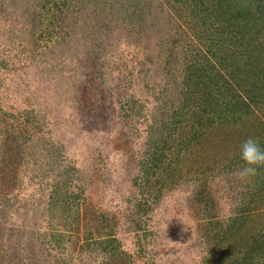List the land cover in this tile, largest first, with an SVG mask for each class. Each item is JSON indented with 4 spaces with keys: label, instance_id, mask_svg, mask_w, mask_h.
Listing matches in <instances>:
<instances>
[{
    "label": "rangeland",
    "instance_id": "rangeland-1",
    "mask_svg": "<svg viewBox=\"0 0 264 264\" xmlns=\"http://www.w3.org/2000/svg\"><path fill=\"white\" fill-rule=\"evenodd\" d=\"M151 1L149 15H156L159 9L163 19L171 14L167 0ZM93 6V2L72 0L70 8L57 15L53 2L0 0V107L5 113L24 115L20 121L6 118V124L0 115V129L8 124L6 129L14 132L11 127L23 126L25 114L32 112L48 138V154L59 152L61 161L57 162L62 168H76L75 185L68 190L79 193L83 188L80 203L117 217L115 234L137 264H205L202 219L196 216L194 197L201 169L213 167L214 173L206 178L218 222L226 226L240 209L250 208L247 224L254 228L252 233L257 232L255 226L264 227V198L259 201L255 195L250 204L257 190V173L241 177L237 173L243 165L230 163L240 144L252 137L257 127L255 123L245 127L238 124L235 129L230 127L208 137L201 151L181 164L184 181L165 190L146 217L136 215L133 205L141 192L133 178L145 159L144 142L154 120L160 126L168 116L160 111L136 126L122 102L133 94L150 109L157 105L154 94H159L163 86L154 90L152 85L171 80L163 70V55L156 56L161 52L157 47L161 41L167 47L182 38L180 44L187 29L174 26V31L162 34L161 41L154 28L115 25L107 29L96 23L103 12H92ZM150 36L152 41H148ZM150 43L155 51L148 47ZM175 50L179 53L178 47ZM177 91L169 85L170 97L175 98ZM255 111L264 122V107ZM174 138L175 147L181 137L177 134ZM38 144L42 143L32 140L28 146ZM27 150L19 182L9 196L11 209L0 205V264H62L67 255L72 257L70 264H98L93 261L95 255L81 257L72 251L74 239L65 241L63 251L49 250L44 244L48 236L31 235L38 228L46 232L50 227L49 217L43 213L46 203L41 188L57 169L52 171L56 163L50 157L39 159L46 153L33 149L34 158H29ZM5 187L0 182V203L7 198ZM138 220L143 227L137 231Z\"/></svg>",
    "mask_w": 264,
    "mask_h": 264
},
{
    "label": "trees",
    "instance_id": "trees-1",
    "mask_svg": "<svg viewBox=\"0 0 264 264\" xmlns=\"http://www.w3.org/2000/svg\"><path fill=\"white\" fill-rule=\"evenodd\" d=\"M71 1L44 0L45 3L53 2L57 15L65 13ZM83 1L94 3L92 12H103L96 23L107 29L112 26L114 29L115 25L154 28L158 41H161L163 33L174 31V26L187 29L180 44L182 38L174 39L167 47L161 41L157 47L161 52L156 56L163 55V70L171 75L168 83L152 85L154 90L163 86L159 94H154L153 101L157 105L150 109L133 94L122 102V107L128 112L127 117L136 126L146 123L148 117L160 111L168 116V120L160 122V126H156L158 120H154L144 142L145 159L140 161L139 171L133 178L134 186L141 192L133 205L136 215L146 217L152 203L157 202L165 190L184 181L181 164L186 157H194L201 151L208 137L214 133L235 129L238 124L245 127L255 123L257 131L252 137L264 148V122L261 123L255 115V108L264 107V0H167L171 14L166 19L162 18L160 9L156 15H149L152 12L149 10L151 0ZM151 38L153 36L148 41H152ZM153 46L148 44L152 50ZM177 47L179 53L175 50ZM193 50L196 54H192ZM102 77L100 71L99 78ZM171 84L178 89L175 98L169 96ZM0 115L5 124L6 118L20 121L24 116L21 113H5L1 107ZM24 118L23 126L11 127H14V132L6 129L8 124L0 129V182L6 186L7 192V198L0 205L11 209L12 199L9 196L19 182L20 168L27 161L24 152L27 153L28 148V157L34 158L32 150H40L47 156H40L39 159L44 161L50 157L52 163H56L51 169L57 171L44 180L41 188L46 203L43 213L49 217L50 227L46 232L38 228L31 235L38 238L48 236L44 244H48L49 250L63 251L65 241L74 239L72 251L80 253L81 257L82 254L95 255L94 263L137 264L115 234L117 217L107 211L89 209L85 202L84 205L80 203L83 188L79 193L68 190L75 185L76 168H62L57 162L61 161V153L48 154V138L32 112L25 114ZM177 134L181 138L174 147L173 140H176L174 137ZM30 140H38L42 144L32 148L28 146ZM173 148L174 152H171ZM167 158H174V161L168 162ZM231 158V165H243L239 152ZM37 161L36 166L39 164ZM222 171L219 169L218 173ZM211 173H214L213 167L201 169L198 175L201 182L194 189L198 209L196 216L202 219V259L205 264H264V227L255 226L257 232L252 233L254 228L247 224L252 211L250 208L240 209V214L226 226L217 221L214 199L206 178ZM257 175V190L252 193L250 204L255 201V195L259 201L264 198V166L257 169ZM151 196L152 201L149 200ZM55 219L57 222H54ZM140 222L136 221L137 231L143 227ZM60 228L63 232L59 231ZM244 233L245 237L242 236ZM70 261L72 257L67 255L62 264H70Z\"/></svg>",
    "mask_w": 264,
    "mask_h": 264
},
{
    "label": "clouds",
    "instance_id": "clouds-1",
    "mask_svg": "<svg viewBox=\"0 0 264 264\" xmlns=\"http://www.w3.org/2000/svg\"><path fill=\"white\" fill-rule=\"evenodd\" d=\"M239 156L243 167L238 171L241 177L254 176L257 169L264 166V148L257 139L249 137L239 146Z\"/></svg>",
    "mask_w": 264,
    "mask_h": 264
}]
</instances>
